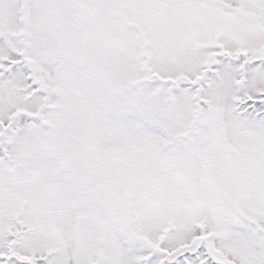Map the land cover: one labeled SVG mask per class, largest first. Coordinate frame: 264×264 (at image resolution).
<instances>
[{"label": "snow or ice", "instance_id": "snow-or-ice-1", "mask_svg": "<svg viewBox=\"0 0 264 264\" xmlns=\"http://www.w3.org/2000/svg\"><path fill=\"white\" fill-rule=\"evenodd\" d=\"M0 264H264V0H0Z\"/></svg>", "mask_w": 264, "mask_h": 264}]
</instances>
